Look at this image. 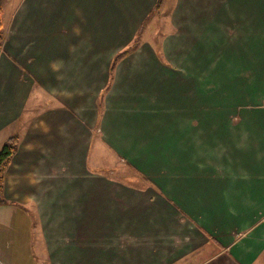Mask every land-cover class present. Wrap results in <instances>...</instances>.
Listing matches in <instances>:
<instances>
[{"label":"crops","instance_id":"obj_1","mask_svg":"<svg viewBox=\"0 0 264 264\" xmlns=\"http://www.w3.org/2000/svg\"><path fill=\"white\" fill-rule=\"evenodd\" d=\"M155 2L2 1L0 264H264V0Z\"/></svg>","mask_w":264,"mask_h":264},{"label":"trees","instance_id":"obj_2","mask_svg":"<svg viewBox=\"0 0 264 264\" xmlns=\"http://www.w3.org/2000/svg\"><path fill=\"white\" fill-rule=\"evenodd\" d=\"M3 0H0V49H1V45L3 42V30H2V25H1V3ZM161 4V0H156L155 5L151 11L152 13H156L159 10ZM137 42L136 39L132 42V44H130L128 47H126L124 50L118 52L114 59H113V63L123 54H125L126 52L132 50L135 46H136ZM17 147V136L16 135H12L10 137H8L2 144L1 148H0V204L4 203V198H3V174H4V170L5 168L8 166L12 155L14 154L15 150Z\"/></svg>","mask_w":264,"mask_h":264},{"label":"rangeland","instance_id":"obj_3","mask_svg":"<svg viewBox=\"0 0 264 264\" xmlns=\"http://www.w3.org/2000/svg\"><path fill=\"white\" fill-rule=\"evenodd\" d=\"M149 24H152V23H146L145 26L142 28V32H141V33L139 32V35H138L139 38H138V40L141 41L142 39H145V38L148 37V36H147V34H148L147 32H148V26H149ZM158 25H159V23H156V26H158ZM162 25H163V28H164V23H162ZM150 31H151V30H150ZM149 40H150V38H149ZM157 40H158L157 37L154 38V41H153V38H152V42L155 43V44L157 43V42H156ZM92 158H93L92 155H90V157H89V160H90L89 164H90V165H93V164L98 163V162H96V163H93V164H92V162H93V161H92ZM100 164H101V166H103L102 163H100Z\"/></svg>","mask_w":264,"mask_h":264}]
</instances>
